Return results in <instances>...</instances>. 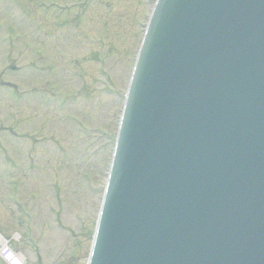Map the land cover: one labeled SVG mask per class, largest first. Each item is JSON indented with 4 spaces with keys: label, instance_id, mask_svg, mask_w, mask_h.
Instances as JSON below:
<instances>
[{
    "label": "water",
    "instance_id": "1",
    "mask_svg": "<svg viewBox=\"0 0 264 264\" xmlns=\"http://www.w3.org/2000/svg\"><path fill=\"white\" fill-rule=\"evenodd\" d=\"M88 264H264V0L157 1Z\"/></svg>",
    "mask_w": 264,
    "mask_h": 264
},
{
    "label": "rangeland",
    "instance_id": "2",
    "mask_svg": "<svg viewBox=\"0 0 264 264\" xmlns=\"http://www.w3.org/2000/svg\"><path fill=\"white\" fill-rule=\"evenodd\" d=\"M5 2L0 33L21 37L0 43V83L19 87L0 85V233L19 264H76L152 0H0V17Z\"/></svg>",
    "mask_w": 264,
    "mask_h": 264
},
{
    "label": "bare ground",
    "instance_id": "3",
    "mask_svg": "<svg viewBox=\"0 0 264 264\" xmlns=\"http://www.w3.org/2000/svg\"><path fill=\"white\" fill-rule=\"evenodd\" d=\"M0 241H3L1 237H0ZM3 242H4V241H3Z\"/></svg>",
    "mask_w": 264,
    "mask_h": 264
}]
</instances>
